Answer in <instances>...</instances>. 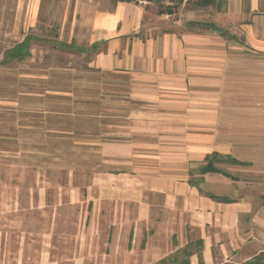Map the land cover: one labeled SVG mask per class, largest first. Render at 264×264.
Segmentation results:
<instances>
[{
    "label": "crops",
    "instance_id": "0c3cea01",
    "mask_svg": "<svg viewBox=\"0 0 264 264\" xmlns=\"http://www.w3.org/2000/svg\"><path fill=\"white\" fill-rule=\"evenodd\" d=\"M148 2L84 12L70 40L46 38L56 65L13 72V94L0 95V151H25L33 168L36 151L49 163L60 147L49 166L70 190L55 192L57 206L83 211L72 250L43 234L36 258L20 252L10 264H156L187 244L190 264L264 253V0H217L220 26ZM35 40L25 34L4 60L29 63ZM76 54L78 67L62 66ZM61 71L70 84L46 81ZM212 155L224 159L204 171ZM38 199L46 205L27 209L48 212L45 189ZM3 247L0 231V264Z\"/></svg>",
    "mask_w": 264,
    "mask_h": 264
},
{
    "label": "rangeland",
    "instance_id": "374dc122",
    "mask_svg": "<svg viewBox=\"0 0 264 264\" xmlns=\"http://www.w3.org/2000/svg\"><path fill=\"white\" fill-rule=\"evenodd\" d=\"M134 2H148L151 10L161 9L173 10L179 12L183 18L188 13L193 12L196 15L195 22L200 19L197 25H222V15L218 14L217 0H133ZM118 3L117 0H0V95L13 94V87L10 83L16 80L12 73L18 70H34V72H43L58 63L56 48L48 39H52L53 43L58 44V39L65 38L70 40L75 34L74 24L81 20V16L90 15L94 10H110ZM207 7L208 13L203 8ZM205 9V10H206ZM202 19L204 21H202ZM83 20V18H82ZM82 20L80 22H82ZM207 21V22H206ZM30 33L39 38L35 40L33 60L29 63L10 64L4 60L6 50L21 40L25 34ZM41 38H45L40 40ZM4 56L2 59L1 57ZM70 62V63H69ZM62 65L67 68H75L81 64L80 57L76 54L65 61ZM68 63V64H67ZM36 80H42L41 76L35 77ZM55 84H70L73 77L69 71H61L54 78H47ZM42 84V82H39ZM40 84V85H41ZM76 86V84H75ZM56 105V104H55ZM58 106V105H56ZM61 109V106H59ZM64 106L62 108H66ZM55 147L50 156L51 160L40 162L43 157L40 152H35V167H27L23 164L26 158V152L14 153L12 151H0V231L4 240V259L6 264H10L9 260H13L16 254L34 255L36 258L42 247H40L42 236L44 238H54L60 247L66 244V250H72L73 235L75 230L73 227L82 219L81 204L69 203L61 207L57 206L58 195L55 194L59 190H70V184L63 180V169L49 166L54 161L58 162L63 158V154ZM17 154V155H16ZM24 157V158H23ZM40 162V164H39ZM42 164V165H41ZM62 164V163H61ZM69 169L74 168V160L68 162ZM68 169V170H69ZM46 190L48 194V212L43 213L41 209H31L30 207H40L46 205L41 199H38V193ZM36 192L34 200L29 199L28 193ZM80 205V206H78ZM57 208V210H56ZM64 213L66 218L61 217L58 213ZM57 212V214L55 213ZM84 217V214H83ZM84 220V218H83ZM48 221L64 224L66 230L61 229L55 232L42 230L43 224ZM30 224H35L38 230L31 229ZM71 243V244H70ZM259 253L249 259L247 262L254 260ZM14 256V257H13ZM30 257V256H29ZM245 262V263H247ZM243 263V264H245ZM26 264H46L42 262H29ZM59 264H74L72 262H64ZM99 264V263H87ZM105 264V263H102Z\"/></svg>",
    "mask_w": 264,
    "mask_h": 264
},
{
    "label": "trees",
    "instance_id": "16d2710c",
    "mask_svg": "<svg viewBox=\"0 0 264 264\" xmlns=\"http://www.w3.org/2000/svg\"><path fill=\"white\" fill-rule=\"evenodd\" d=\"M117 1H133V0H117ZM158 2H161L162 0H156ZM208 164L203 168L204 171H209V170H216L218 169L217 167L214 166L215 161H220L224 158L218 155H212L209 158ZM229 161L238 163V161L234 159H229ZM197 245L200 246L201 242H197ZM192 255V249L187 244L185 247L177 250L176 252L170 254L169 256L161 259L158 263L156 264H190V256ZM201 258V257H200ZM245 264H264V256L263 254H260L254 258V260L249 261Z\"/></svg>",
    "mask_w": 264,
    "mask_h": 264
}]
</instances>
